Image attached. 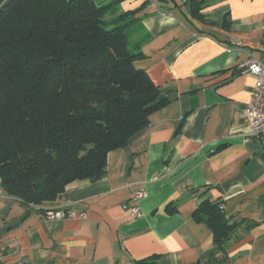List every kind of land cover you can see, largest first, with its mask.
<instances>
[{"label": "crops", "instance_id": "1", "mask_svg": "<svg viewBox=\"0 0 264 264\" xmlns=\"http://www.w3.org/2000/svg\"><path fill=\"white\" fill-rule=\"evenodd\" d=\"M97 1L131 14L116 22L140 55L133 65L169 104L109 154L99 180L68 186L57 208L76 218L49 221L3 193L0 264H264V146L245 122L255 78L241 69L264 65V0H200L197 13L188 0ZM207 200L237 225L216 260L195 218Z\"/></svg>", "mask_w": 264, "mask_h": 264}, {"label": "trees", "instance_id": "2", "mask_svg": "<svg viewBox=\"0 0 264 264\" xmlns=\"http://www.w3.org/2000/svg\"><path fill=\"white\" fill-rule=\"evenodd\" d=\"M117 2L0 0V187L26 206L55 210L69 185L99 180L109 154L169 104L134 67L125 26L108 22ZM222 205L195 212L214 236L210 260L237 229Z\"/></svg>", "mask_w": 264, "mask_h": 264}, {"label": "built area", "instance_id": "3", "mask_svg": "<svg viewBox=\"0 0 264 264\" xmlns=\"http://www.w3.org/2000/svg\"><path fill=\"white\" fill-rule=\"evenodd\" d=\"M239 45V41L233 40V46ZM241 69L243 74H248L255 78V85L251 92L250 101L244 112L245 122L250 129L251 136L256 138L264 146V65L256 59H250ZM2 194L3 191L0 187V196ZM146 197L147 194L145 191H138L132 196V202L134 204L131 212L133 216L141 217L142 214L138 203ZM127 208L128 206H124V209ZM36 210L39 211L38 208H36ZM41 213L49 221L74 219L78 216L75 211H70L61 207ZM80 217L85 218L86 215L80 214Z\"/></svg>", "mask_w": 264, "mask_h": 264}, {"label": "rangeland", "instance_id": "4", "mask_svg": "<svg viewBox=\"0 0 264 264\" xmlns=\"http://www.w3.org/2000/svg\"><path fill=\"white\" fill-rule=\"evenodd\" d=\"M116 18L115 21L120 22V19H123L125 16V14H120V13H114V11H111V13L106 17L108 22H112L111 18Z\"/></svg>", "mask_w": 264, "mask_h": 264}, {"label": "water", "instance_id": "5", "mask_svg": "<svg viewBox=\"0 0 264 264\" xmlns=\"http://www.w3.org/2000/svg\"><path fill=\"white\" fill-rule=\"evenodd\" d=\"M188 9H190V5H188ZM175 98H176V96H175V95H172V96L170 97V101L174 100Z\"/></svg>", "mask_w": 264, "mask_h": 264}]
</instances>
